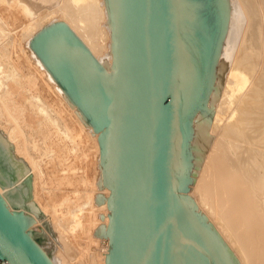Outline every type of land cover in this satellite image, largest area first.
<instances>
[{
  "label": "bare ground",
  "instance_id": "1",
  "mask_svg": "<svg viewBox=\"0 0 264 264\" xmlns=\"http://www.w3.org/2000/svg\"><path fill=\"white\" fill-rule=\"evenodd\" d=\"M218 1L221 10L223 0ZM244 1L238 0L237 3L233 1L237 5L234 8L232 23L238 24L239 28L245 23L250 29L253 26L251 22L254 21L251 17L258 12L261 19L258 18L255 22L256 35L257 40L263 42L264 2L253 0L254 9L251 10ZM60 2L61 6L55 4L54 7L56 13L58 11L60 13L58 17L76 30L84 43L83 46L86 44L89 47V51L91 50L97 58V63L102 69H106V72L108 71L107 76L113 77L115 46L109 0H60ZM19 6L24 15H32L27 5L21 3ZM31 18L33 21L24 28L26 32L24 38L32 36L27 41L32 56L28 53L26 60L30 67H34L33 70L29 67L28 72L21 75L16 73V68L12 64L10 76L5 78L4 66L0 64V73H2L0 127L14 145L7 142L0 131V187L14 209L23 208L30 211V207L39 206L45 213L46 216L42 219H36V227L43 231L45 241L40 243L38 240H32L29 234L36 237L32 230L24 234L33 242L48 264H77L84 258L89 260L91 258L92 264H96V261L97 264H106L109 250L107 232L110 223V188L104 156L101 158V167L102 165L103 167H100L97 178L101 190H104L103 196L100 191L96 194L94 192V197L90 193L86 194V201L79 205L78 214L72 212V204L67 196L64 197L66 201L45 202V204H42L37 197L39 170L29 154L33 143H29L28 137L36 135L45 142L52 134L73 137V133L70 126L60 120V110L55 111L59 117L51 114L49 108L42 102L41 96L32 90L35 88L36 76L39 75L43 85L53 91L62 110H68L70 115L75 117L80 131H84L86 136H95L98 130L96 126H90L87 116L81 113V108L68 95L64 85L30 43L39 37V32L44 26H48L43 22L46 18L44 16H31ZM247 32L245 33L249 37V30ZM238 45L234 27L230 28L218 57L219 52L214 50L217 53L214 55L218 64L215 70H211L213 67L210 68L207 88L200 99L199 110H196L194 98L200 92L201 82L198 80L199 87L194 88L193 93L186 96L183 73L180 72L182 142L178 193L183 184L189 183L187 195L189 202L186 208H189L187 209L189 215L205 235L221 264H264V67L261 65L259 67L264 61V45L259 44L256 50L250 47L252 49L250 54L249 49H243ZM4 54L1 53V57ZM182 57L180 51L181 63ZM199 74L198 77L201 76ZM9 79L12 84L2 86L5 84L4 80ZM188 120L189 125L191 122L190 127ZM104 128L106 130L107 125ZM99 136L97 134L95 141L97 144L100 143L102 148ZM12 150L23 157L30 168L22 164L17 157L12 159ZM30 169L33 189L29 181ZM61 180L71 182L67 176L62 177ZM181 198L183 201L182 196ZM84 205L96 206V208L89 210L84 216L82 211L85 209ZM36 209V212H39V209ZM97 209L103 211V217L99 215L103 221L96 223L97 218L92 214ZM30 224L32 220L27 219L25 226L29 227ZM105 233L107 237L100 247L97 259V256L90 251L92 246L90 248L89 246L101 236L105 237ZM71 246L74 249L77 247L76 258L73 255L69 256Z\"/></svg>",
  "mask_w": 264,
  "mask_h": 264
},
{
  "label": "water",
  "instance_id": "2",
  "mask_svg": "<svg viewBox=\"0 0 264 264\" xmlns=\"http://www.w3.org/2000/svg\"><path fill=\"white\" fill-rule=\"evenodd\" d=\"M114 71L107 74L62 21L30 43L97 130L110 223L106 264H221L179 190L180 51L176 0H109ZM27 218L0 198L2 264H48Z\"/></svg>",
  "mask_w": 264,
  "mask_h": 264
},
{
  "label": "rangeland",
  "instance_id": "3",
  "mask_svg": "<svg viewBox=\"0 0 264 264\" xmlns=\"http://www.w3.org/2000/svg\"><path fill=\"white\" fill-rule=\"evenodd\" d=\"M233 1L237 3L238 0L236 1L223 0L222 2L223 6L222 9L220 10L221 5L218 0H176V4H177L176 6L178 7L177 10L179 17V25H180L181 44H182L181 54L183 56L182 63L180 62L181 73H183V79H184L183 82L185 84L184 89L185 91L187 90L186 96L191 92L193 93V91L200 86L199 88L200 92L194 98V101H196L195 103L196 110H199L198 108L200 105V99H202L201 97H203L205 90L207 88V82H208L207 79L209 78L210 68L213 67L211 70L213 69L215 70V67L218 64L216 58L219 56L222 47L224 46V41L227 38L230 28L234 27L235 34L237 36V45L239 44L238 46H241V48L243 49L246 50L249 49L248 50L249 54L252 52V49L256 50V48L259 47V44L264 45L263 43L264 37L262 42V40L259 39L257 40L258 37L256 35L257 30L255 28L256 25L255 22L258 18H260V15H258L259 13L257 12L255 13L257 15L253 14V16L251 17L254 20L253 22H251L253 23V26H251L250 28L251 30L249 29V26H247L245 23L241 28H239L238 24L234 22L232 23L233 14L235 10L234 8L237 5ZM260 1L264 2V0H260ZM61 2L60 0H44V1L43 0H0V51H1L0 64L2 67L4 66L3 74L5 75V78L6 77L9 78L12 70L11 67L12 64L16 68V73H19L21 75H25L29 70L30 66L28 65L26 59L28 57V53L32 56V52L30 51L27 41L32 36L30 38L29 37L24 38L25 35L24 33H26L24 28L27 24H30V22L33 21L31 16L46 17L43 20V22H45L46 25L48 26H44L43 29L40 30L39 32L40 33L39 36H40L46 32V29L47 30L50 29V27H52L53 25L57 24L62 20V18L58 17V15L60 14L59 11H58L59 14L56 13L57 11H55L54 8L56 7V5L61 6L63 3ZM244 2H245L244 4L248 8H250L251 10L254 9L253 0L251 1L245 0ZM21 3L27 5L29 9H31L32 15L26 16L22 13L19 6V4ZM60 6L57 7L59 8ZM58 8L56 10H58ZM263 9L264 7L262 8V13L264 14ZM49 12L51 14H48ZM33 13L35 14L33 15ZM55 15L57 16L55 17ZM62 23L67 28H69V30L72 32V34L81 44V46H83L84 43H82V40L80 36L77 34L76 30L72 28V26L68 22L62 21ZM244 26H246V29H244ZM247 30H249V34H248L249 37H247L245 33L247 32ZM244 38L245 40L247 39L249 40L250 38V41L248 40L245 41ZM257 41L260 43H258ZM85 45L83 46L84 49L87 50V52L96 62V64L99 65V63H97L98 62L97 58L94 57L95 55H93L91 50L89 51V47ZM250 47L252 49H250ZM214 50L216 52L218 51L219 53L217 54ZM1 53L2 54L5 53L4 56H2L3 58L1 57ZM214 54L215 55L217 54V57ZM263 63L261 62L259 64V67L260 65L264 67ZM99 66L100 68L102 67L101 65ZM5 68L6 70H4ZM33 68L34 67L32 66L30 67L31 70H33ZM102 70L108 74V71L106 72V69H102ZM1 74L2 73H0V75ZM187 74L190 75L187 76ZM198 74L201 76L198 77ZM198 80L201 82L200 85ZM186 81L188 84L186 83ZM4 82L5 84L2 85L4 87H6V84L7 85L12 84L10 79L4 80ZM195 82L197 83L195 84ZM190 89L192 91H190ZM32 90L35 93H38L39 96H41L42 102L46 105L47 108H49L51 114L55 115L56 114L55 111L60 110V117L57 114L56 115L60 118V120L64 124L70 126L69 128H71L72 130L71 132L73 133V137L71 136L67 137L62 134H52L49 140L45 142L39 139V137L36 135H30L28 137L29 143H33V145H31L29 154L30 156L33 157V161L36 162L37 168L39 170L38 179H37L38 181L37 197L42 202V204H45V202L59 203L63 200L66 201L64 197L67 196L68 201L69 202L71 201L72 204L71 207L72 212L74 214H78L80 212L79 205H81L83 202L86 201L85 199L86 194L88 195V193H90V195L94 197L93 196L94 192L96 194L98 193V191H100L101 196H103L102 191L104 190H101V187L99 186L100 181H98L97 179L100 174V169L103 167V165L101 167L102 164L101 158L103 156V153L100 143L97 144V141L95 140L97 138V134L100 135L102 132H104L105 128L103 127L101 130H98L95 136H86V133L84 131H80L79 129L80 126L75 121V117L72 114L70 115V112L68 110L65 109L62 110L61 104H59V102L57 101V97L55 96V94L51 89H47V87L43 85L42 79L39 75L36 76L35 88H32ZM65 90L68 93V95L72 97V95L69 93V91L66 88ZM17 97L20 98L18 95ZM81 113L84 116H87L83 110ZM87 118H88L87 122H89L90 126L91 127L95 126L94 123L91 122L88 116ZM190 125L188 120V126L190 127ZM0 131L6 137V141L10 142L6 133L4 132L3 129H1V127H0ZM28 135L29 133L27 132V136ZM10 143L12 146H14L12 142ZM14 157H17V159H19L22 164L24 165L26 164V166L30 168L28 162H26L24 158L18 155L15 151H13V154L11 155L12 159H14ZM60 161H62V163ZM30 171H31V177L29 178V181L30 183H32L31 188L33 189L32 170L30 169ZM64 176H67L71 180V182L69 183L66 181L62 182L61 178ZM96 182L98 183V185H96ZM188 185L189 183H185L183 184L182 187L180 186L181 191L179 193L180 196L183 197V203L185 204L186 207H188V202H189L188 201L189 196H187ZM0 198H2V200L5 202L7 207L9 206V208H11V209L7 208L8 211L11 212L17 211L27 219L32 220V224H30L29 227L24 225L23 232L26 233L28 230H32V232L36 235V237H33L31 236V234H29L30 238H32V240H36V241L38 240V242L43 243L45 241V238H43L44 236L42 235L43 231L39 230L36 227L37 224L36 219H42L44 216H46L45 213L41 210V208H39V206L38 207L33 206L30 207V211H27L23 208L14 209L13 207H11L9 201H7V199L5 198V195L1 190V187H0ZM93 201L95 200H92V202ZM36 208L39 209V212H36L37 210ZM84 208L85 209H83L82 211L84 212V216H85L87 215L86 213L89 212V210L96 208V206L92 207L90 205H84ZM63 212L65 213L66 210ZM102 213L103 211L98 209L93 211L92 216L97 218L96 223L98 221H103L99 218V215L103 217ZM33 227L36 229H33ZM106 237L107 236L105 233V237L102 238L101 236L96 242L90 244L89 248L92 246L90 251L93 252L95 256L99 255L100 247L101 245H103V241H105ZM87 240L88 239L86 237L85 241L87 242ZM77 252H78L77 247H75L74 249L71 246L70 251L68 253L69 256L73 255L76 258V255H78ZM98 257L99 256H97V259ZM90 260L89 258H84V260L80 259V261H78L77 264H92V260L91 261ZM95 263L97 264V261Z\"/></svg>",
  "mask_w": 264,
  "mask_h": 264
},
{
  "label": "built area",
  "instance_id": "4",
  "mask_svg": "<svg viewBox=\"0 0 264 264\" xmlns=\"http://www.w3.org/2000/svg\"><path fill=\"white\" fill-rule=\"evenodd\" d=\"M0 264H2V262L0 261Z\"/></svg>",
  "mask_w": 264,
  "mask_h": 264
}]
</instances>
